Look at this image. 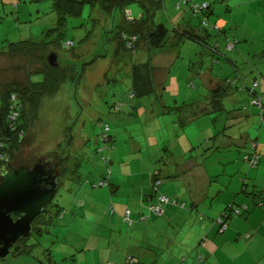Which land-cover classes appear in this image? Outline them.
Returning a JSON list of instances; mask_svg holds the SVG:
<instances>
[{"label": "rangeland", "instance_id": "obj_1", "mask_svg": "<svg viewBox=\"0 0 264 264\" xmlns=\"http://www.w3.org/2000/svg\"><path fill=\"white\" fill-rule=\"evenodd\" d=\"M166 1L167 7L156 11L154 21L169 29L167 46L151 52L141 42L132 52L118 43L120 30L129 25L121 10L110 14L85 5L81 17H68L65 28L50 36L60 18L52 0H20L18 11L12 10L17 3L0 0V49L29 40L53 42L58 63L70 68L60 89L39 100L37 119L26 118L30 126L23 130L24 143L8 167L67 156V172L59 176L49 208L53 212L44 213L43 234L30 237L27 251L0 259V264H130L123 262L127 251L141 255L131 264H153L151 241L164 239L163 251L181 253L193 241L192 221L224 218L225 211L241 206L246 209L241 215L228 212L233 225L252 223L262 228L264 237V184L259 183L264 174L243 161L252 142L260 150L264 146V117L249 102L247 89L223 99L222 111L213 110L210 86L213 79L216 85L226 79L234 87L252 88L256 80L264 85V0ZM203 4L208 8L198 14L191 8ZM126 11L137 18L143 10L133 3ZM191 28L201 35L208 31L201 37H207L212 48L188 37L172 45L176 29ZM67 42L74 47L65 48ZM159 51L165 57L157 55ZM40 55L0 56L1 98L12 84L25 85L30 75L45 70ZM147 63L154 82L151 91L147 87L140 95L134 89V67ZM106 136L112 141L103 142ZM156 173L162 181L157 195L176 194L170 197L180 204L185 201V209L194 211L195 218L171 226L162 222L168 228L161 238V232L151 233L150 225L144 239L138 226L147 223L126 215L132 224L120 220L119 209L134 212V205L142 203L141 198H130L131 183L149 181ZM112 178L123 183L120 191L109 185ZM195 193L202 197L198 204L191 198ZM243 197L249 198V205L242 204ZM147 203L145 215L152 202ZM162 249L152 252L160 256ZM122 253L126 258L119 257ZM258 254L261 264L264 250ZM187 255L179 256L188 259Z\"/></svg>", "mask_w": 264, "mask_h": 264}, {"label": "trees", "instance_id": "obj_2", "mask_svg": "<svg viewBox=\"0 0 264 264\" xmlns=\"http://www.w3.org/2000/svg\"><path fill=\"white\" fill-rule=\"evenodd\" d=\"M52 2L54 10L59 14L60 18L58 21V26L49 31L50 36L56 31L61 32L65 28L68 17H81L85 5H90L92 8L100 7L103 11L110 14L119 10L124 12L129 25L127 26V29L120 30L118 35V43L125 50L135 52L139 47H141V42L146 43V45L149 47V50L161 49L168 44V38L170 34L169 29L165 24H156L154 21L156 11L161 9L163 6V0H52ZM188 2L190 1L187 0V3ZM133 3H138L139 7L143 10L140 18H133L132 11H126V9ZM202 7L203 6H191V8H193L194 12L197 14L201 12L202 9L208 8V5L206 4L205 8ZM14 8L17 9V6H15ZM207 17H209V14H206V18ZM205 26L207 25L205 24ZM175 32V37L178 41H182L185 37H188L193 40H198L208 48H212L209 44V41H207V37H201L204 35L196 32L193 28H191L190 31H182L176 29ZM206 33L207 35L210 34L208 31H206ZM61 36L62 35L60 34V37ZM200 39H202L203 41L206 40L208 43H204ZM52 44L53 42L43 41L42 43H36L32 40H29L20 43H10L8 46L4 47L3 50L0 49V56L12 57L19 55L33 57L35 53L39 52L41 53L40 58L45 67V70L42 73L40 72L30 75L28 82L25 85L18 82L12 84L11 89H8V91H6L2 98L0 97V151L7 152L10 156V160H13L15 158L17 154L16 152L20 151V146H22V144L24 143L21 132L23 130L26 132V130L30 126V123H28L26 118L31 116L37 119L38 117V105L41 97H43L44 95L55 94L60 89L62 84L68 79V75L70 72V68L68 66H62L60 63L57 68H53L48 63V55L51 52H54L51 50ZM214 48V50H217V46H214ZM94 62L95 61H91L90 64H93ZM150 67L151 65L149 63H147V65L144 67L140 65L138 67H134V89L138 90L140 92V95L146 93L147 87H149L151 91V87L153 86L154 77H150L149 73L147 72ZM78 75H75L73 78H75L76 80L78 78ZM37 76L42 77V81L32 80V78ZM255 83L258 84L256 87H254ZM254 85L252 88H247L245 86L234 87L233 82L230 79H226V83L224 82L223 84L218 85L212 91V109L222 111L223 99L229 97L232 93L235 92V90L243 92L244 89H247L249 102L252 106L257 107L259 112L262 114V117H264V96L258 91L260 85L258 83V80L254 82ZM14 95L18 97V101H12L11 97ZM134 96L135 93L133 97ZM20 101L23 103V109L19 110V120L17 122H12L9 118L10 106L17 105L19 103L21 104ZM259 102H261L262 106L258 105ZM102 140H104L103 142L107 140L112 141V136H106V138ZM257 147L258 145L256 141L252 142L250 144V152L243 156V161L247 163L249 167H256L259 165L260 156L257 153ZM254 155L258 156V163L255 166H250L249 161L245 160V157H248L249 160L251 156ZM48 159H55L56 164H59L60 176L66 174V164L68 162L67 156L61 158H59V156H53ZM46 160L42 161L45 162ZM103 160L106 163L108 161L107 158H103ZM3 165H8L7 167L10 166L9 162H0V169L3 167ZM158 181H160L162 184L159 175H157L154 179L153 184L155 191L159 189V187L156 186V183ZM159 196L156 195L157 201L151 205H158ZM50 205L51 203L48 205V209L50 208ZM180 205L181 204L179 203L178 206ZM242 210L246 209L241 206L240 209H230L225 211L223 213L224 218L219 217L216 220V222L220 225V231L224 232L228 228V220L231 218V215L228 212H234L237 215H241ZM47 212L50 213L48 210ZM151 213L157 214L155 212ZM224 225H226V229L222 230ZM133 260V257H129L128 259V261H131V263L133 262Z\"/></svg>", "mask_w": 264, "mask_h": 264}, {"label": "crops", "instance_id": "obj_3", "mask_svg": "<svg viewBox=\"0 0 264 264\" xmlns=\"http://www.w3.org/2000/svg\"><path fill=\"white\" fill-rule=\"evenodd\" d=\"M2 2H10V3H17V11L20 9L21 4H19L18 2H20V0H1ZM163 5H165V7H167V1L163 0ZM14 7H12V10L15 9ZM139 12H141L139 10ZM141 15H138L137 18H140ZM205 35L206 31L203 32ZM201 34V33H200ZM191 39V38H189ZM172 45H177L178 40L176 39V37H173L172 40ZM196 41V40H195ZM210 41V40H209ZM202 44V43H201ZM210 44V43H209ZM204 46V44H202ZM205 47V46H204ZM205 48H208L207 46ZM146 51H150L149 49H146ZM152 52V50H151ZM163 56L162 52H158L157 55ZM213 79V78H212ZM210 86L213 88V90L215 89V87H217L219 85V83L216 85L215 84V80H210ZM260 88V93L264 96V85H262V81L260 82L259 85ZM236 89V88H234ZM240 93V92H239ZM234 98V97H233ZM137 110V109H136ZM234 111V109H232ZM243 112V111H242ZM249 113V112H247ZM250 114V113H249ZM244 120L246 118L242 117ZM250 118V117H249ZM247 118V119H249ZM264 143V140L262 141ZM261 145V144H260ZM257 153L260 156L259 159V165L256 166V168H254L256 171H260L262 174H264V146L261 148V150L259 149V146L257 147ZM253 169V168H250ZM158 174H152V176H150L149 181H147V179L144 182H141L139 180L132 182L131 185L133 188L132 190V194L128 193L130 195V198L133 200H138L139 198H141V205H137L135 204V211H131V209L128 207L125 210L123 209V207L121 209H119V212L121 213L120 215V220H125V215L126 212L129 210L130 211V217L134 218L135 220L138 219L140 222V218H143V216L147 217V219L143 220L144 222H146L147 226L142 228V226H138L139 231L141 232V237L144 235L149 233V229L148 227L151 225V233H155L156 231L161 232L160 233V238L163 236L162 231H167V226L162 227L161 223L163 222V224H167L169 226H171V224H173L174 222H178V221H182V224L184 222V220L186 219V223L191 221V219L195 218L194 216V211L192 210H187L185 209L186 202L183 201V203H181L180 206L176 207L174 205H169V206H165L163 209V212L160 214L162 216H154L152 214L154 213H150L149 208H148V214L145 215L146 212V208H147V202L150 201L152 202V204H154L156 202V195L158 194V191H160V188L162 186V184L159 186V189L157 191H155L154 189V179ZM245 181L247 180V178L244 179ZM113 178L110 179V183L109 185L113 186L114 188H116V192L120 191V189H122L123 187V183L120 182H116L114 181L113 183ZM259 183H263L264 184V180L259 182ZM172 184H176V182H173L171 184H169L172 187ZM256 187V186H254ZM248 190V189H247ZM199 191V190H198ZM197 191V192H198ZM180 195H178L181 198L184 195V193H179ZM165 195V194H162ZM169 195V194H168ZM182 195V196H181ZM167 196V194H166ZM170 196H176V194L170 193ZM173 200H177L179 203V199L176 197H170ZM191 198L193 199V202L195 203H200L202 200L197 197L196 193L191 196ZM110 199V197H109ZM188 199V198H187ZM187 199H185L187 201ZM253 199V197H252ZM131 200V202H132ZM242 204H248L249 202V198H242ZM249 205V204H248ZM131 206V205H130ZM246 206V205H244ZM133 207V206H132ZM179 207H184V209L179 208ZM247 207V206H246ZM196 213V217H199V211L195 210ZM199 221L197 220L196 222L192 221V225L190 226L191 231H190V235L193 236V241L191 244H185L187 246V250L185 251H181V253H175V251H163L162 246L165 244V240L163 239V241H158L157 243L151 241V263L159 264V260L162 262L163 264H177L178 261L180 262H185L184 264H200L199 263V258L203 257V262L201 264H258L259 263V257H258V252L259 250H264V237H261V231L262 228L260 227H256L255 225H252V223H243V224H239V225H233L234 222H232V217L228 220V228L224 231L221 232L220 231V225L216 222V220H212V219H202L201 217L198 218ZM127 221V220H125ZM137 221V220H136ZM150 221V224H149ZM138 225V224H137ZM261 225L264 226V220L261 222ZM135 226V225H134ZM133 226V227H134ZM180 228L181 225L179 224ZM175 228V227H173ZM179 228V227H178ZM185 228V227H184ZM249 236V237H248ZM261 237V239H260ZM152 238L155 239V235L153 236L151 234V240H153ZM145 239V238H144ZM159 240V239H158ZM137 248V247H135ZM162 249V252L159 254H154L152 252V249ZM189 250V252H188ZM188 254V259L183 258V256H179L180 254ZM137 253L135 252L134 255H129V251H127V259H129V256H133V258L136 260V258H138L137 256L140 255V253L138 252L139 255H136ZM141 256V255H140ZM139 256V257H140ZM119 257L121 258H126V255L124 253H122L121 255H119ZM125 259L123 262H128L129 261ZM140 259V258H139ZM263 260V259H261ZM260 260V261H261ZM261 264H264V261H262Z\"/></svg>", "mask_w": 264, "mask_h": 264}, {"label": "water", "instance_id": "obj_4", "mask_svg": "<svg viewBox=\"0 0 264 264\" xmlns=\"http://www.w3.org/2000/svg\"><path fill=\"white\" fill-rule=\"evenodd\" d=\"M51 67L57 68L58 55L47 57ZM54 166L51 169L48 166ZM59 164L48 159L32 169L19 167L10 171L0 169V259L18 256L24 246L19 242L32 235L34 220L52 203L59 186Z\"/></svg>", "mask_w": 264, "mask_h": 264}, {"label": "built area", "instance_id": "obj_5", "mask_svg": "<svg viewBox=\"0 0 264 264\" xmlns=\"http://www.w3.org/2000/svg\"><path fill=\"white\" fill-rule=\"evenodd\" d=\"M205 7H206V5H203L202 8H205ZM64 47L67 48V49L72 48L73 47V42H67L64 45ZM257 85L258 84L255 83L254 87H256ZM11 99H12L13 102L14 101H18V97L15 96V95L12 96ZM258 105L262 106L261 105V102H259ZM20 109H21V104L20 103L17 104V105H11L10 106V115H9V118H10V120L12 122H17L19 120V110ZM106 131H109V127L107 125H106ZM21 135L22 136L24 135L23 131L21 132ZM105 138L106 137H104L103 139H105ZM9 160H10V156H9V154L7 152H1L0 153V161L7 163V162H9ZM245 160L249 161V165L250 166H255L258 163V156L257 155L251 156V158L249 160H248V157H245ZM160 185H161V182L158 181L156 183V186L159 187ZM164 205H176V206H178L179 203L176 200H172L171 198L167 197L166 195H160L158 197V205H151L150 208H149V211L150 212H155V213H157V214L160 215L163 212L162 207ZM126 217L127 218H130V211H127L126 212ZM142 219L143 220L144 219L146 220V217H143ZM127 221L130 222L129 219ZM225 229H226V225L223 226L222 230H225ZM202 261H203V257H200L199 258V263H202Z\"/></svg>", "mask_w": 264, "mask_h": 264}, {"label": "flooded vegetation", "instance_id": "obj_6", "mask_svg": "<svg viewBox=\"0 0 264 264\" xmlns=\"http://www.w3.org/2000/svg\"><path fill=\"white\" fill-rule=\"evenodd\" d=\"M56 161V160H55ZM38 164H45V162H43V161H39V160H34V162H32V164H30V165H22V166H18V167H13V168H11L10 169V171H14L15 169H17V168H19V167H26L27 169H32L34 166H36V165H38ZM52 167H54V166H51V165H49L48 166V168L49 169H51ZM48 207L49 206H47V208H46V210H45V215L46 216H48L50 213H52L53 211H51L50 209H48ZM47 210L50 212V213H48L47 212ZM44 213L42 214V215H40V216H38L35 220H34V222H33V228H32V235L34 234V233H36L37 235H42L43 234V232H42V229L40 228V226L42 225V223H44L45 222V218H44ZM35 223H36V225H35ZM41 224V225H40ZM31 235V236H32ZM30 236V237H31ZM30 237L29 238H25V239H23V240H21L19 243L20 244H22L23 246H24V250H23V252H25V251H27V249L29 248L28 246H27V241L30 239ZM22 252V253H23Z\"/></svg>", "mask_w": 264, "mask_h": 264}]
</instances>
